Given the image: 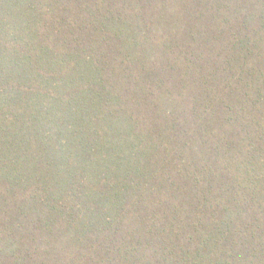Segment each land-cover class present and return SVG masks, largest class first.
<instances>
[{"label": "trees", "instance_id": "trees-1", "mask_svg": "<svg viewBox=\"0 0 264 264\" xmlns=\"http://www.w3.org/2000/svg\"><path fill=\"white\" fill-rule=\"evenodd\" d=\"M0 264H264V0H0Z\"/></svg>", "mask_w": 264, "mask_h": 264}]
</instances>
